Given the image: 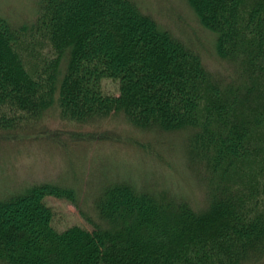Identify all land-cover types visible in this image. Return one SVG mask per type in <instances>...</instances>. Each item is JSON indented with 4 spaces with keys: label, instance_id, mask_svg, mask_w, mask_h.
Listing matches in <instances>:
<instances>
[{
    "label": "trees",
    "instance_id": "trees-1",
    "mask_svg": "<svg viewBox=\"0 0 264 264\" xmlns=\"http://www.w3.org/2000/svg\"><path fill=\"white\" fill-rule=\"evenodd\" d=\"M185 1L228 73L131 0H39L29 24L0 14V142L50 111L79 127L121 118L176 135L200 197L102 176L87 227L58 230L46 198L76 205L82 185L0 192V264H264V0Z\"/></svg>",
    "mask_w": 264,
    "mask_h": 264
},
{
    "label": "rangeland",
    "instance_id": "rangeland-1",
    "mask_svg": "<svg viewBox=\"0 0 264 264\" xmlns=\"http://www.w3.org/2000/svg\"><path fill=\"white\" fill-rule=\"evenodd\" d=\"M131 1L160 26L190 44L212 72L228 73L214 54L213 35L202 30L185 0ZM38 6L39 0H0V14L11 24H29ZM102 88L106 93L117 95L118 86L114 81L104 80ZM29 132L19 141L0 142V192L45 182L62 185L69 182L75 189L82 185L76 205L46 198V204L54 212L53 225L58 230L73 225L87 227L81 212L94 218L91 201L101 188L102 176L108 180L127 178L138 184L153 180L164 184L163 187L174 185L180 193L192 191L187 194L190 199L200 198L192 188L193 177L186 171L183 144L176 135L144 136L128 128L121 118H110L90 127L63 124L56 118L55 111H50L42 123ZM52 132L60 133L59 140L65 146L49 139ZM101 133L113 140H105ZM189 183L191 186L187 185ZM176 188L171 192L181 195Z\"/></svg>",
    "mask_w": 264,
    "mask_h": 264
},
{
    "label": "bare ground",
    "instance_id": "bare-ground-1",
    "mask_svg": "<svg viewBox=\"0 0 264 264\" xmlns=\"http://www.w3.org/2000/svg\"><path fill=\"white\" fill-rule=\"evenodd\" d=\"M60 155V154H59Z\"/></svg>",
    "mask_w": 264,
    "mask_h": 264
}]
</instances>
